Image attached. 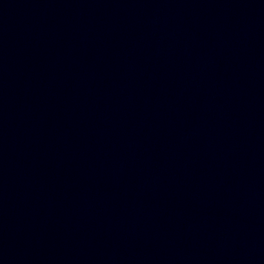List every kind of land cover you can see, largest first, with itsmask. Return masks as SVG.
I'll list each match as a JSON object with an SVG mask.
<instances>
[{
	"label": "water",
	"instance_id": "1",
	"mask_svg": "<svg viewBox=\"0 0 264 264\" xmlns=\"http://www.w3.org/2000/svg\"><path fill=\"white\" fill-rule=\"evenodd\" d=\"M0 264H264V0H0Z\"/></svg>",
	"mask_w": 264,
	"mask_h": 264
}]
</instances>
